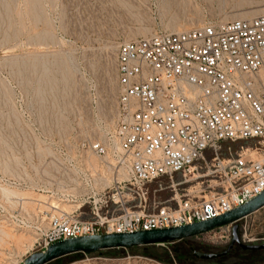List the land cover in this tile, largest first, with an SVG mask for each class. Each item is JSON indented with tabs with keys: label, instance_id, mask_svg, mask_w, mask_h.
I'll return each mask as SVG.
<instances>
[{
	"label": "built area",
	"instance_id": "built-area-1",
	"mask_svg": "<svg viewBox=\"0 0 264 264\" xmlns=\"http://www.w3.org/2000/svg\"><path fill=\"white\" fill-rule=\"evenodd\" d=\"M115 66L113 129L79 143L81 155L64 180L54 164L37 188L47 200L62 195L75 208L19 196L0 180V227L30 233L39 251L69 238L207 220L264 190V14L124 42ZM226 144L239 150L228 146L222 157ZM86 152L100 160L96 166ZM202 163L209 165L200 177L220 179L223 192L175 208L147 205L150 183L185 176ZM78 210L90 219H79Z\"/></svg>",
	"mask_w": 264,
	"mask_h": 264
},
{
	"label": "rangeland",
	"instance_id": "rangeland-1",
	"mask_svg": "<svg viewBox=\"0 0 264 264\" xmlns=\"http://www.w3.org/2000/svg\"><path fill=\"white\" fill-rule=\"evenodd\" d=\"M260 14L264 0H0L1 182L19 196L59 202L61 210L69 212L75 203L62 195L47 200L37 188L47 182L45 176L54 174V164L64 180L70 162L81 155L79 143L103 138L113 129L119 46L154 32L177 33L209 21ZM228 146L223 145L222 157L229 150L238 151L240 144L230 145L229 150ZM85 155L93 166L100 161L89 152ZM208 165L202 163L185 176L153 181L148 185L147 205L175 208L179 201L223 192L225 183L220 179L200 177ZM80 212H75L79 219H90ZM237 224L242 243L264 242V207ZM227 230L231 226L185 242L73 253L47 264H264V249L247 252L239 245L213 260L192 255L190 248L224 250L231 238L222 237ZM34 241L30 233L0 227V264H15L39 251Z\"/></svg>",
	"mask_w": 264,
	"mask_h": 264
},
{
	"label": "water",
	"instance_id": "water-1",
	"mask_svg": "<svg viewBox=\"0 0 264 264\" xmlns=\"http://www.w3.org/2000/svg\"><path fill=\"white\" fill-rule=\"evenodd\" d=\"M264 207V190L250 198L245 203L213 218L196 221L169 228H155L137 230L134 232L101 233L56 241L43 251L29 254L18 264H47L57 258L73 253L92 255L111 249H131L150 245H163L181 240H188L199 235L231 226V238L224 250L219 252H203L194 250L193 256L197 259L213 260L225 256L235 245L242 249L261 250L263 243H242L238 234V221Z\"/></svg>",
	"mask_w": 264,
	"mask_h": 264
},
{
	"label": "trees",
	"instance_id": "trees-1",
	"mask_svg": "<svg viewBox=\"0 0 264 264\" xmlns=\"http://www.w3.org/2000/svg\"><path fill=\"white\" fill-rule=\"evenodd\" d=\"M181 242H185V241H184V240H181ZM190 249H191V253H192L194 250H196V249H193V248H190ZM232 249H233V248H232ZM232 249H231V250H232ZM231 250H230V251H231ZM245 250H246L247 252L258 251V250H249V249H245ZM230 251H229L227 254H229ZM227 254H226V255H227ZM192 255H193V254H192ZM226 255H225V256H226ZM152 256H156V257H157V255H155V254H152ZM221 257H224V256H221ZM219 258H220V257H219ZM200 260H203V259H200Z\"/></svg>",
	"mask_w": 264,
	"mask_h": 264
},
{
	"label": "bare ground",
	"instance_id": "bare-ground-1",
	"mask_svg": "<svg viewBox=\"0 0 264 264\" xmlns=\"http://www.w3.org/2000/svg\"><path fill=\"white\" fill-rule=\"evenodd\" d=\"M88 161L90 162V164H91V161H90V159H88ZM91 165H93V164H91ZM78 204H76V206H77ZM65 210V209H64Z\"/></svg>",
	"mask_w": 264,
	"mask_h": 264
},
{
	"label": "crops",
	"instance_id": "crops-1",
	"mask_svg": "<svg viewBox=\"0 0 264 264\" xmlns=\"http://www.w3.org/2000/svg\"><path fill=\"white\" fill-rule=\"evenodd\" d=\"M21 260H19L18 262H20Z\"/></svg>",
	"mask_w": 264,
	"mask_h": 264
}]
</instances>
